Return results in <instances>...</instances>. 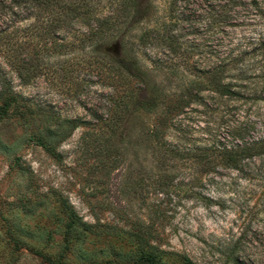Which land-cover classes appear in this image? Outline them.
I'll list each match as a JSON object with an SVG mask.
<instances>
[{
	"label": "rangeland",
	"instance_id": "rangeland-1",
	"mask_svg": "<svg viewBox=\"0 0 264 264\" xmlns=\"http://www.w3.org/2000/svg\"><path fill=\"white\" fill-rule=\"evenodd\" d=\"M149 1L146 17L124 35L147 39L137 51L149 88L177 90L203 80L226 53L251 52L242 61L251 95L239 102L204 92L184 110L175 121L179 136L164 138L183 157L166 165L172 181L161 190L153 183L162 166L157 145L146 134L152 116L130 106L136 82L115 89L99 75L101 63L109 67L101 58L118 46L100 52L90 30L128 21L120 0H0V83L30 114L27 125L11 113L0 119V264H47L41 256L60 264H142L128 234L140 222L164 251L161 264H182L183 254L195 264H264V156L250 160L252 178L221 170L212 180L185 155L210 139L240 144L241 124L244 142L264 139V10L238 0ZM67 2L78 12L68 13ZM101 36L108 42L111 29ZM120 99L125 122L108 132ZM34 135L51 143L53 156ZM61 198L96 226L77 224L82 235L66 249Z\"/></svg>",
	"mask_w": 264,
	"mask_h": 264
},
{
	"label": "trees",
	"instance_id": "trees-1",
	"mask_svg": "<svg viewBox=\"0 0 264 264\" xmlns=\"http://www.w3.org/2000/svg\"><path fill=\"white\" fill-rule=\"evenodd\" d=\"M220 1V0H219ZM228 5L229 2L235 4L236 0H224ZM249 1L250 5L255 9L264 10V0H238V2ZM66 10L68 13H77L78 7L73 2H67ZM121 14H126L125 19L128 21H113L111 23L99 22L94 26L93 30H90L92 35L97 34L95 40V46L101 52L103 46L107 43L118 46V52L107 53L105 57L101 58L108 68H105L104 63L98 66L99 75H108L109 79L113 84V88H117L122 83L125 84L126 80H134L136 87L131 90L130 93V106L133 111L144 112L152 116V119L148 123L146 128V134H148L149 141L155 143L158 149V157L160 164L162 165L159 169V174L153 179V183L159 189L169 187L172 179L170 168L167 167L169 162L183 157L182 152L169 148L164 138L168 133L174 131L176 138L179 136V131L175 125L176 119L184 113V110L192 103L201 101L202 93L207 92L209 100L224 99L232 101H244L248 95H251L250 88L247 87L245 70L243 68V57L250 55L248 52L234 53L233 51L228 52L223 56L221 61L216 62L215 65L208 66L204 72V79L199 80L198 78L190 81L188 84L180 86L177 90L165 92L161 89H152L146 83V70L138 57L137 47L138 44L147 42V39H138L139 42H133L129 38L124 37L126 33L133 27L134 23L137 22L138 17L141 21L149 12L151 3L149 0H120ZM119 4V5H120ZM66 12H64L65 14ZM104 25V26H103ZM103 26V28H102ZM111 29L113 36H108V42L105 37L101 34L104 31ZM100 32V33H99ZM99 33V34H98ZM264 47L263 44H258ZM170 49V48H169ZM254 51V48L251 49ZM247 55V56H248ZM101 60V61H102ZM175 74L176 71L173 70ZM117 85V86H116ZM0 97L2 99L0 105V119L5 118L9 113L20 119L23 124L29 122L30 114L25 106L17 99V97L10 91L9 85L3 79L0 83ZM206 99V98H204ZM121 101V102H120ZM22 104V105H21ZM127 108V104L123 100H119L115 107L113 124L104 125L108 132L114 133L117 126L125 122L123 119V111ZM27 125V124H26ZM236 126L235 135L239 140L240 144L226 145L216 139H210V144L204 148H195L191 150L187 160L193 162L196 168H193L212 180H215L221 170H228L236 173H245L252 178L254 175L253 165H250V160L253 157L264 156V139L255 140L251 142H244L242 140V134L244 133L245 126ZM35 143L40 146L50 156L54 155V148L51 143L47 142L41 135H34ZM163 153V154H162ZM181 153V154H180ZM166 163V164H165ZM167 165V166H166ZM200 165V166H199ZM62 209L67 215L69 222L65 228L63 235L64 248H69L73 244L79 241L82 233L77 229L76 225L80 224L84 229L95 228V224H88L83 222L73 209L72 205L67 199L61 198L59 201ZM105 227L113 231L121 230L119 226H110L108 224L98 225ZM119 227V228H118ZM129 236L133 238L139 248L142 249L138 261L142 264H161V259L164 256V251L160 249L156 244H152V235L149 230V226L145 222H140L139 226H131L128 230ZM232 253L236 251L233 247ZM47 264H60L55 262L48 256H41ZM182 264H195L193 260L187 255L183 254L180 256ZM239 262V263H238ZM236 264H252L240 262L238 258L235 261Z\"/></svg>",
	"mask_w": 264,
	"mask_h": 264
}]
</instances>
